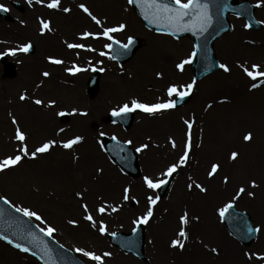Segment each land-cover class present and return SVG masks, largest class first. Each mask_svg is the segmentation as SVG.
Masks as SVG:
<instances>
[{
    "label": "rangeland",
    "instance_id": "374dc122",
    "mask_svg": "<svg viewBox=\"0 0 264 264\" xmlns=\"http://www.w3.org/2000/svg\"><path fill=\"white\" fill-rule=\"evenodd\" d=\"M248 1L255 6L262 28H245L244 19L230 15L231 30L214 44L219 64L226 63L230 71L218 68L202 80H196L187 104L180 108L155 115L135 110L133 124L125 129L109 120L113 109L124 103L130 104L133 98L146 103L174 99L177 95L169 97L167 88L172 84L186 85L194 79L191 63L185 65L183 71L176 67L192 52L193 40L188 36L176 38L149 29L128 0H60L58 8L45 6L50 0L43 3L38 0H31V3L28 0H0V5L7 6L14 17L13 21L2 20L0 31L8 32L5 43L11 54L7 56L19 68L16 77L7 78L0 63V159L17 154L22 143H26L31 152L46 140L58 142L49 152L38 154L36 158L26 157L17 166L0 171V197L7 198L12 206L36 211L43 219L29 218L41 228L54 227L56 231L52 237L87 264L97 262L76 252V248L97 254L111 252L112 256L105 257L104 264H264V260L255 256L249 259L246 255L264 254V77L254 81L241 67L259 64L260 70L264 71V6L257 7V0ZM14 2L24 4L26 11L19 12L13 6ZM80 4L95 13L104 27L125 23V30L113 33L123 43H127L129 36L141 40L140 48L129 61L117 63L109 55H100L102 51L110 52L103 47L110 42L105 37L82 39L78 36L84 31H102L87 18ZM64 8L70 11L64 12ZM81 13L87 20L78 17ZM41 19L51 22V31L41 32ZM136 25H140L143 32L136 30ZM238 33H243V37L238 38ZM230 37L236 41L232 43ZM147 40L153 43L152 50L157 46L158 51L163 52L164 60L157 68L148 69L146 76V73H136L132 63L141 49L150 45ZM28 42L35 44V54L16 58L14 53L21 52L20 46ZM79 43L91 45L95 51L67 47V44ZM81 52L86 54L82 56ZM50 56L63 63L50 62ZM35 59L40 63L34 72L31 75L26 71L23 73L20 66L26 67ZM74 65L84 70L75 74L66 71ZM93 67L104 71H101L99 93L90 97L87 82ZM44 72L50 75L45 77ZM253 83L258 87L252 88ZM22 95L25 96L23 100ZM37 99L43 104H36ZM52 100L55 104L49 105ZM73 109L77 111L73 113ZM60 112L65 115H58ZM85 112L86 115L81 114ZM13 117L17 124H13ZM172 117L178 122V132L174 124H167ZM185 121H193L188 161L173 173L168 192L160 198L158 189L147 188L143 178H167L160 174L176 163L185 150L188 132ZM17 125L26 133L24 142L15 139ZM248 132L253 134L251 141L243 138ZM76 135L84 139L72 149H65L59 143ZM104 137H116L123 142L131 140L130 145L135 150L141 144H148L147 149L137 152L141 167L139 176L125 174L112 161L103 148ZM171 140H175V148ZM233 151L239 153L235 160L231 159ZM214 163L220 168L209 176ZM253 180L255 187L251 184ZM189 184L193 187L189 188ZM196 184H201L207 192H201ZM129 186L130 198L125 201L123 190ZM241 186L245 192L236 200L235 206L248 212L255 226L261 229L250 245L238 242L218 214V208L231 200ZM249 192L254 196L248 195ZM148 196L159 197V200L153 206L152 218L144 224L146 260L142 261L113 246L110 235L133 229L134 221L149 206ZM102 203L107 208L104 214L96 211ZM84 204L88 205V211L96 221L95 227L85 219ZM112 206H118V210L112 211ZM185 211L189 214L186 230L192 247L188 248V243L184 242L185 247L174 253L167 241L162 242L160 233L168 228L169 234L164 239H175L176 229L179 231L182 227L179 218ZM210 215L215 225H209ZM71 220L78 223L73 225L69 223ZM101 220L107 225L104 234L99 232ZM214 248L218 251L213 252ZM0 264L41 263L0 240Z\"/></svg>",
    "mask_w": 264,
    "mask_h": 264
},
{
    "label": "snow or ice",
    "instance_id": "6c2138e0",
    "mask_svg": "<svg viewBox=\"0 0 264 264\" xmlns=\"http://www.w3.org/2000/svg\"><path fill=\"white\" fill-rule=\"evenodd\" d=\"M29 3H31V0H28ZM38 2L43 3L44 0H38ZM128 3L130 4H139L141 9L143 10L144 18L146 20H149L153 24L157 25H163V30L166 32H170L171 34L175 35L176 33L180 32H192L197 34H203L206 32L211 25L213 21L212 13L210 12V6H209V0H171V2H167V0H128ZM49 8H58L60 6V0H50V2L47 5ZM264 6V0H257V7ZM79 7L85 12L97 25H99L102 28V31L99 32H89L84 31L80 34L82 39H88V38H100L105 37L107 40H109V43H106L103 45L105 49L112 50L114 45L120 46L122 49L127 50L130 48V46L134 43V37L129 36L127 38V43H123L121 40L117 39L113 33L120 32L126 29L127 25L125 23H119L114 26L110 27H104L102 21L92 13V11L85 5L80 4ZM0 10H6L3 5H0ZM64 12H69V8H64ZM41 32H44L45 30L51 31L50 21L41 19ZM245 28H251L252 24L251 22L246 23L244 25ZM32 47L31 43H26L20 46V50L24 52H28L29 49ZM68 48H79V49H85L88 51H95V49L91 45H86L83 43L79 44H67ZM202 45L197 43L190 55L182 59L180 63L176 65V67L183 71L185 68V65L190 64L193 62L195 57L198 55L199 50L201 49ZM11 51V50H10ZM100 55H109L111 59H116L115 56H111L110 52H100ZM48 60L55 64H62L63 61L55 58V57H48ZM102 63V62H101ZM243 71L249 76L252 80H256L257 77H264V71H261V66L259 64H252L249 67H244L241 65ZM219 68L223 69L225 72H229L230 68L226 63L219 64ZM81 67L74 65L73 67L67 68L66 71L75 74L76 72L82 71ZM101 71H104V69H100ZM43 75L45 77L49 76L50 73L44 72ZM158 76H162L163 73H157ZM196 85V80L193 79L190 83L182 86H178L176 84H172L167 88V94L169 97H172L174 94L180 97H184L186 95H190L192 90L194 89ZM252 88L258 87L256 83H253L251 85ZM183 88L184 90H180ZM22 100L25 99V96L22 95L20 97ZM36 104H43V101L37 99L35 101ZM49 105H54L55 101H49ZM177 101L174 99H169L166 101H158L155 103H146L141 101L138 98H133L131 100V103H124L122 106H120L118 109H113L112 114L114 116H123L127 115L129 112H133L135 110H141L149 115H155L158 112L173 109L176 107ZM73 113L77 111V109L72 110ZM83 115H86L87 113H81ZM58 115H65L64 112L58 113ZM13 124H17V121L15 117L12 118ZM188 127L187 132V140L185 143V150L183 154L180 156L179 160L176 163L170 164L167 169L162 172L160 175L162 177H171L173 173L177 171L178 168L185 165L188 161L189 157V151L191 149V128L193 121H185ZM60 131H63L61 129ZM100 135H105L104 133H101ZM245 141H251L253 138V134L251 132H248L244 135ZM15 139L20 142H24L27 139L25 131L21 130V128L17 125L16 131H15ZM83 136L76 135L73 138L60 141L59 143L62 145L65 149H72L74 145L80 143L83 141ZM113 139H117L116 137H113ZM58 142L54 139H49L44 141L40 144V146L36 147L34 151L29 152L28 145L26 143H22V147L20 148L19 152L14 155L5 156L3 159H0V171H4L8 168L15 167L20 162L26 158H36L38 154H44L50 151V149L55 146ZM124 143L131 144V140H127ZM172 147H176L175 140H171ZM148 148V144H141L138 148H136V152H140L144 149ZM239 153L233 151L231 153V159L235 160L238 157ZM220 168L219 164H212L211 170L208 173L209 176H213L216 174L218 169ZM102 171V170H101ZM144 183L147 188L149 189H158L163 184H165L167 181L165 179H156L154 180L150 176H144L143 178ZM224 182H228V177H224ZM252 186H256L255 180L251 182ZM189 188H192L193 185L189 184ZM195 187H197L201 192H207V189L203 187L201 184H196ZM131 191V187H125L123 190V199L125 201L129 200L130 196L129 193ZM245 192V188L243 186L239 187L236 195L229 201L223 204L222 207L218 208V214L221 219H226L234 209L236 205V200ZM77 195H82L81 193H77ZM248 195L254 196V193L249 192ZM132 199H135V197H131ZM6 203L11 204V201H8L7 198H3ZM159 200V197H156L153 199V197L148 196L147 202H148V208L144 212V214L140 217H138L134 224L139 226L141 224H147L149 220L153 216V206L156 205L157 201ZM139 203V201H137ZM15 210L19 213H23L24 216L27 217H35L38 220H42L43 218L36 212L31 210L28 207H17L13 205ZM85 211L87 212V215L85 219L92 222V226H96V221L90 211H88V205H83ZM118 206H112V211H117ZM97 212L104 214L107 211V208L102 203L101 206H99L96 209ZM0 215H2V212H0ZM180 222L182 227L180 228L177 236V239H173L171 241L172 247H179L180 249H183L185 247V241L188 239V232L186 230V226L189 224V214L187 211L183 213V215L180 216ZM194 219L198 220L199 217H195ZM46 223V222H45ZM69 223L75 225L78 223L76 220H71ZM261 229L259 226H257L255 229L248 228L247 231H255L259 232ZM40 231L45 232L48 236H52V234L56 231L54 227L51 225H47L46 228L40 229ZM107 231V225L104 223L103 220L100 221V227L99 232L101 234L106 233ZM135 231V229H134ZM33 236V239H35L34 234H29ZM113 237H115L117 234L115 232L111 233ZM0 240L6 241L8 244L13 245L16 249H19L22 252L28 253L32 252V249L28 246H26L24 243L16 242L12 239L9 235L0 232ZM43 255H41V259H46L50 262V252L45 246L42 250ZM76 252L82 253L84 256H87L91 258L92 260L96 261L97 264H104L105 257H111V252H104L103 254H97L94 251H88L84 248H76ZM213 252H217V249H212ZM33 255H36V253H33ZM246 255L251 259L253 256H255L257 259L264 260V254L260 253H246Z\"/></svg>",
    "mask_w": 264,
    "mask_h": 264
},
{
    "label": "water",
    "instance_id": "95a60500",
    "mask_svg": "<svg viewBox=\"0 0 264 264\" xmlns=\"http://www.w3.org/2000/svg\"><path fill=\"white\" fill-rule=\"evenodd\" d=\"M167 2L170 3L171 1L167 0ZM133 5L139 15L150 27L163 30V25L153 24L144 18L143 10L139 4ZM209 6L213 21L206 32L203 34L192 32L176 33V35L189 34L195 40V44L199 43L202 45L196 60L193 62V68L198 78L216 70L218 67L214 55L213 43L215 39L219 38L223 33L230 29V24L227 18L229 12L244 15L252 25L259 27L253 16V7L246 1L239 3L237 0H209ZM0 14L6 18H10L5 10H0ZM138 46L139 42L134 39V43L129 49L124 50L120 46L114 45L112 52L116 57V60L123 62L128 60L134 54ZM98 85L99 80L98 74L96 73L90 82V92L92 95L98 91ZM112 119L121 122L127 127L132 123L133 113L129 112L127 115L123 116L112 115ZM106 148L125 170L133 175L139 173L136 154L130 146L125 145L116 139H108L106 141ZM168 185L169 181L163 184L161 189L162 194L167 190ZM0 212H2V215H0V232L9 235L16 242L24 243L32 249V252L30 253H36V256L39 258L43 255L41 250L46 246L50 252V262L47 261V258H40L46 264H83V262L76 258L70 251H67L44 232L40 231L32 221L22 213L17 212L1 198ZM224 220L231 232L240 241L249 244L255 239L257 232L247 231L248 228L255 229L253 227V222L247 213L238 211L234 207L232 213ZM30 233L34 234L35 239H33L32 235H29ZM112 241L125 251L133 252L141 259H145L143 244L144 228L141 225L137 226L135 231L131 234H117L112 238Z\"/></svg>",
    "mask_w": 264,
    "mask_h": 264
},
{
    "label": "bare ground",
    "instance_id": "6f19581e",
    "mask_svg": "<svg viewBox=\"0 0 264 264\" xmlns=\"http://www.w3.org/2000/svg\"><path fill=\"white\" fill-rule=\"evenodd\" d=\"M48 5V3L45 5V6H47ZM46 8V7H45ZM93 13V12H92ZM93 14H95V13H93ZM84 15L81 13V14H79L78 15V17L79 18H81V19H86L87 20V18H89L93 23H94V21L89 17V16H87V18H85V17H83ZM69 22V24H71V22L70 21H68ZM59 25H60V22H59ZM61 25H62V23H61ZM63 27V26H62ZM136 30H138V31H141V32H143V28L140 26V25H136ZM81 34V33H80ZM243 34V33H242ZM242 34H240V33H238V35H240V37H238V38H242L243 36H241ZM78 36H80L79 34H78ZM81 37V36H80ZM160 39V38H159ZM150 40H152V39H150ZM234 40L236 41V38L234 39V37H230V41L232 42V43H234ZM244 41H247V39H243ZM147 44L148 43H150L148 40H147V42H146ZM152 48H153V43H150V45H146V46H144L142 49H141V51H140V53H139V55H138V57L133 61V63H132V65H134V69H135V72L136 73H138V74H140V72H142V73H146V76L148 75V69H151V67H152V69H153V67L154 68H157V66H159V64H161L162 63V61L164 60V54H163V52H159L158 51V47L156 46V48L154 49V50H152ZM163 122V121H162ZM169 122L170 123H167L168 125H175L174 126V129L178 132V122L176 121V118H174L173 119V117L169 120ZM172 205V207H174V203H172L171 204ZM215 225V220H213V217L210 215L209 216V225ZM169 229L168 228H164L162 231H161V233H160V235H161V240H162V242H163V240H165V241H167V246L169 247V249H171L172 250V252H174V253H177L176 251H177V249L179 248V247H172L171 246V241L173 240L172 238H170V239H164V237H165V235L166 234H169V232H167ZM174 230H175V227L171 230V233H173L174 232ZM178 228L176 229V236H177V234H178ZM175 236V239H177V237ZM191 238L190 237H188V239H187V241H185V243H188V248H190V247H192V245H191Z\"/></svg>",
    "mask_w": 264,
    "mask_h": 264
}]
</instances>
